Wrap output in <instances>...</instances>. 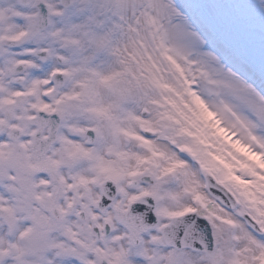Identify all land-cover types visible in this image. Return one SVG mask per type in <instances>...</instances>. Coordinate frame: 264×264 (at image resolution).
I'll return each instance as SVG.
<instances>
[{
    "label": "snow or ice",
    "instance_id": "6c2138e0",
    "mask_svg": "<svg viewBox=\"0 0 264 264\" xmlns=\"http://www.w3.org/2000/svg\"><path fill=\"white\" fill-rule=\"evenodd\" d=\"M0 264H264V0H0Z\"/></svg>",
    "mask_w": 264,
    "mask_h": 264
}]
</instances>
